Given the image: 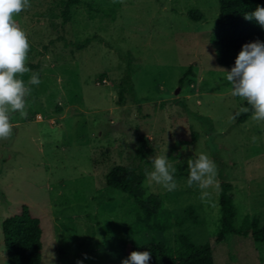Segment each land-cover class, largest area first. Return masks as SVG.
Segmentation results:
<instances>
[{
	"label": "rangeland",
	"instance_id": "rangeland-1",
	"mask_svg": "<svg viewBox=\"0 0 264 264\" xmlns=\"http://www.w3.org/2000/svg\"><path fill=\"white\" fill-rule=\"evenodd\" d=\"M62 1L31 0L17 17L30 39L26 66L42 83L32 86L31 118L16 113L13 134L0 139V264H9L3 221L24 204L40 220L41 264L122 262L135 243L174 245L180 232L210 242L215 264H264V242L250 233L215 239L222 180L236 189V225L248 231V216L264 226V122L252 114L239 122L237 113L249 105L230 94L221 69L235 62L216 61L211 37L219 0H79L68 20L60 16ZM193 7L203 19L188 16ZM190 66L193 83L181 85ZM129 73L134 88L118 100ZM179 97L183 103L174 102ZM166 151L177 188L147 180L146 187L165 197L170 227L136 232L133 199L108 187L105 173L114 165L151 171L149 157ZM197 152L218 170L219 187L205 200L197 185L187 186V161ZM189 205L200 222L175 225Z\"/></svg>",
	"mask_w": 264,
	"mask_h": 264
},
{
	"label": "trees",
	"instance_id": "trees-1",
	"mask_svg": "<svg viewBox=\"0 0 264 264\" xmlns=\"http://www.w3.org/2000/svg\"><path fill=\"white\" fill-rule=\"evenodd\" d=\"M78 2L79 0L62 1L63 7L60 16L64 20H68L72 7ZM257 6H264V0H219V13L211 43L216 61L220 65L231 67L244 44L257 39L264 42V28L255 19L249 21L244 18L245 13L255 11ZM188 16L198 21L204 18V13L193 7L188 10ZM83 44L86 43L77 44L78 48L84 46ZM191 75H195L192 66L180 78L181 85H184L187 79L193 83V80L189 78ZM104 78L101 79V83ZM119 87L118 100H123L125 94L134 88L130 73L125 75ZM31 99L30 95L28 100ZM174 102L183 103L180 97L174 99ZM251 114V110L247 113H240L238 115L239 122H243ZM30 118L27 117V119ZM197 134L198 132H194L195 136ZM144 142L146 140H140L141 156H145ZM146 180L145 172L137 171V168L132 165H114L105 173V182L108 187L125 192L128 197L133 199L135 214L131 228L136 232L144 230L164 232L170 227L168 223L170 216L165 207V197L149 192ZM235 198L234 184L229 180H222L219 195L220 228L216 234V241H224L229 234L246 235L250 233L255 240L264 242V226H260L257 218H253L249 222V217H245L244 223L249 224L250 231L236 225ZM190 220L194 223L200 222L199 213L193 205L187 206L181 214H176L175 225H184ZM2 227L9 264H41L42 252L39 241L42 228L40 220L32 213L28 204L22 206L19 214L7 217L3 221ZM133 251H150L152 255L149 264H215L211 243L197 244L192 235L187 232L178 233L174 245H167L156 240L148 244L135 243L125 250V259ZM109 264H122V262L111 261Z\"/></svg>",
	"mask_w": 264,
	"mask_h": 264
},
{
	"label": "clouds",
	"instance_id": "clouds-1",
	"mask_svg": "<svg viewBox=\"0 0 264 264\" xmlns=\"http://www.w3.org/2000/svg\"><path fill=\"white\" fill-rule=\"evenodd\" d=\"M30 7L31 0H0V139H9L13 134L15 125L11 119L16 113L20 118H27L32 86L42 83L40 73L26 66L30 39L17 21L18 15ZM244 18L249 21L255 19L264 28V6L245 13ZM221 69L226 73L230 94L240 97L250 106L242 107L237 115L251 110L253 121L264 122V42L257 39L244 44L235 66L230 71ZM27 73L31 75L25 81L22 76ZM229 119L234 117L230 115ZM252 139L255 142L257 138L254 136ZM166 153L149 157L152 170H146L145 175L148 186L154 182L171 192L178 186L175 179L177 169ZM187 168V186L197 185L201 190V200L210 196L208 189L219 187L217 165L206 153H195L194 159H188ZM151 255L150 251H133L122 264H149ZM77 264H83V261H77Z\"/></svg>",
	"mask_w": 264,
	"mask_h": 264
},
{
	"label": "built area",
	"instance_id": "built-area-1",
	"mask_svg": "<svg viewBox=\"0 0 264 264\" xmlns=\"http://www.w3.org/2000/svg\"><path fill=\"white\" fill-rule=\"evenodd\" d=\"M103 82H108L107 78H104Z\"/></svg>",
	"mask_w": 264,
	"mask_h": 264
}]
</instances>
